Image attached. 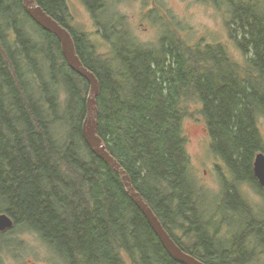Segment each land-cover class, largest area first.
I'll return each mask as SVG.
<instances>
[{
  "label": "trees",
  "instance_id": "16d2710c",
  "mask_svg": "<svg viewBox=\"0 0 264 264\" xmlns=\"http://www.w3.org/2000/svg\"><path fill=\"white\" fill-rule=\"evenodd\" d=\"M80 1L111 57L97 55L68 26L66 0H34L70 32L98 80L97 136L107 152L181 251L204 264H264V218L237 190L248 184L264 196L253 173L255 156L264 153V0H203L226 8L242 63L219 45L189 47L170 31L156 45L141 43L115 13L117 20L103 17L107 0ZM11 11L6 21L2 14ZM29 23L20 0H0V214L69 264H181L166 254L119 175L84 141L88 83L70 69L58 39ZM195 115L227 170L213 214L186 149L184 123ZM223 210L245 215L232 248L217 239L219 223L231 218L219 219ZM2 237L0 247L7 245Z\"/></svg>",
  "mask_w": 264,
  "mask_h": 264
},
{
  "label": "rangeland",
  "instance_id": "374dc122",
  "mask_svg": "<svg viewBox=\"0 0 264 264\" xmlns=\"http://www.w3.org/2000/svg\"><path fill=\"white\" fill-rule=\"evenodd\" d=\"M107 1L108 9L103 17L106 20L109 17L110 20H117L116 16L123 19L125 24L122 28L141 43L156 45L158 40L170 31L189 47L219 45L225 48L236 63L244 61V56L237 48L235 41L229 37V30L226 27L227 12L224 6L216 7L203 0ZM66 3L69 12L68 26L75 33L84 34L97 55L106 54L111 57V47L97 34L93 18L84 4L80 0H66ZM257 3L261 5L262 0H257ZM2 8L4 10L5 2ZM2 16L8 21L11 16H15V13L11 11V15L3 13ZM28 26L33 31L38 30L34 23H29ZM106 33L110 35L111 31L107 29ZM120 33L126 34L124 31ZM10 37L11 34L8 32V38ZM259 129L264 137L263 119L259 123ZM184 133L187 139L186 149L191 162L192 178L204 196L202 202L208 214H213L221 203V176L227 174V170L221 161L211 155L210 140L200 117L195 115L194 118L187 120L184 123ZM237 190L253 211L264 218L263 194L248 184H239ZM221 213L223 214L219 215V219L225 220L231 217H228L227 211L223 210ZM230 219L226 223H219L217 239L232 248L234 239L240 234V227L246 222L245 215L241 211H238L236 218ZM2 239L7 242L6 247L11 248L9 253H11L12 262L31 260L38 264H57V258H54L55 255L39 237L21 226L15 225L11 231L3 235ZM7 248L0 247V251H6ZM260 249L257 250L260 251Z\"/></svg>",
  "mask_w": 264,
  "mask_h": 264
},
{
  "label": "water",
  "instance_id": "95a60500",
  "mask_svg": "<svg viewBox=\"0 0 264 264\" xmlns=\"http://www.w3.org/2000/svg\"><path fill=\"white\" fill-rule=\"evenodd\" d=\"M20 1L23 10L28 17L42 30L53 34L58 39L62 55L70 69L83 77L89 85V93L86 101V115L82 123L81 132L83 139L91 152L119 175L126 189V193L137 209L146 218L149 227L170 258L181 264H204L181 251V249L173 242L150 207L144 202L140 194L135 191L127 173L107 152L103 142L97 136L98 109L96 99L99 95V83L95 75L86 69L78 58L70 32L49 16L41 7L37 6L34 0ZM253 173L258 184L264 190V153H258L255 156ZM12 226V219L6 214H0V231L10 229Z\"/></svg>",
  "mask_w": 264,
  "mask_h": 264
},
{
  "label": "flooded vegetation",
  "instance_id": "af4514ba",
  "mask_svg": "<svg viewBox=\"0 0 264 264\" xmlns=\"http://www.w3.org/2000/svg\"><path fill=\"white\" fill-rule=\"evenodd\" d=\"M22 6V5H21ZM23 9V7H22ZM11 229H13V227H11L10 229H7L5 231H0V235H4L6 233H8L9 231H11ZM6 246L8 245H4V246H1L2 248H7ZM6 251H0V264H38V263H35L34 261H31V260H28V261H25V262H22L21 260L19 261H15V262H12L10 257H11V248H7L5 249ZM3 252V253H1ZM9 253V254H8ZM55 259L57 258V264H69L68 262H66L64 260V258L60 257L59 255H55L54 257Z\"/></svg>",
  "mask_w": 264,
  "mask_h": 264
}]
</instances>
